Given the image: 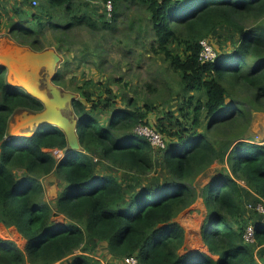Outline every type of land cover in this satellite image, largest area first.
<instances>
[{
    "label": "trees",
    "instance_id": "obj_1",
    "mask_svg": "<svg viewBox=\"0 0 264 264\" xmlns=\"http://www.w3.org/2000/svg\"><path fill=\"white\" fill-rule=\"evenodd\" d=\"M40 1L41 11L32 19L11 26L20 44L38 51L47 48L40 41L47 28L60 50L82 29L116 41L120 5L126 0H106L115 9L101 19L85 10L83 0ZM140 1L155 34L154 51L179 78L176 94L183 97L179 115L171 112L168 125H157L156 132L169 137L164 147L136 132L150 126L152 103L142 107L123 92L125 107L114 110L112 90L108 97L101 90L96 99L93 79L70 89L81 94L74 103L81 150H70L65 133L51 125L36 128L31 136L11 137L9 122L15 113L39 112L44 105L9 85L7 71L0 68V232L15 226L27 240L21 249L0 238V264H101L94 256L101 245L114 259L135 257L138 264H264V217L257 210L248 212L247 189L238 181L258 194L252 209L264 201V144L247 135L253 114L264 111V0ZM1 17L0 12V26ZM33 21L37 30L27 25ZM221 26L233 32L234 41L221 45L215 61L203 62L201 41L211 40ZM99 55L101 51L91 53L87 47L81 59ZM69 68L66 60L55 79L68 89L64 72ZM102 108L113 110L105 121L97 115ZM51 150L65 151V156L58 159ZM97 157L127 172L129 179L102 176ZM226 158L229 173L199 193L196 179ZM158 163L168 175L143 183ZM53 173L62 181L54 206L43 201L39 181ZM199 194L208 210L202 236L210 254L188 247L180 254L186 233L177 217ZM60 215L66 217L64 225L55 220ZM250 226L253 242L244 237Z\"/></svg>",
    "mask_w": 264,
    "mask_h": 264
},
{
    "label": "rangeland",
    "instance_id": "obj_2",
    "mask_svg": "<svg viewBox=\"0 0 264 264\" xmlns=\"http://www.w3.org/2000/svg\"><path fill=\"white\" fill-rule=\"evenodd\" d=\"M33 1L34 0H1L0 12L2 17L0 40L12 38V40L18 42L16 40L18 35L11 32V26H13L15 22L22 21L23 19H32L31 15L41 11V1L36 0L38 3L36 6L33 4ZM83 1L85 3V10L91 12L96 18L101 19L103 15L106 16V13L109 18L115 9L113 6L111 9L108 5L110 1ZM119 13L122 15V18L119 31L115 34L116 41H111L110 37H106L107 34L92 33L82 29L71 34L72 36L69 37V40L64 42L66 47L60 50L56 46L58 40H56L55 35L48 31V28L45 29V35L40 38V41L47 48H55L64 58V62L61 64L59 70H63L66 60L69 61L70 68L64 72L66 73V81L69 84V89L63 87L66 91L75 92L70 89L76 84H83V81L93 79L94 83L97 85H94L91 89L96 99L102 94L100 92L101 90H103V97L110 96L111 94L108 93V89L112 90V95L114 94V96H116V99L112 101V108L115 105L114 110L125 107V104L122 102V96L120 95L123 92L127 93L128 96L134 97L142 107L147 103H152L155 109L153 110L154 112H151L149 115L150 126H139V129H136L138 134L148 137V135H146L147 133H158L156 132V128L157 125H160L161 121L165 122L167 125L169 124L167 116L171 115V112L176 116L179 115L178 109L183 102V97L176 94L179 78L172 72L161 55H158L154 51L153 47H157L156 42L153 44L155 34L151 29L149 13L141 1L126 0L120 5ZM132 21H134V28L130 29ZM33 23L34 24L27 25L37 30V25L34 21ZM233 38V32L221 26L210 39L217 53H219V48L222 49L221 45H230L232 41H234ZM87 47L91 48V53L96 50L101 51V55L91 57V60H82L81 58H83V53L86 51ZM68 49H71V51ZM75 93L78 95L79 99L81 94L79 92ZM202 97H206L205 93L202 94ZM166 100H168V103ZM112 112L113 110L108 111L102 108L98 110L97 115L102 121H105L110 117ZM19 113L21 112H17L13 115L10 119V124H12L14 117L18 116ZM35 129L36 128H33L32 130ZM199 131H204V128H201ZM157 135L148 137L149 140L156 145L162 146L163 142H166V139L169 140L167 135L165 136L166 139L161 134V136L159 134ZM247 135L249 139L264 144V111H258L253 114L251 128L247 132ZM51 152H53L58 159L65 156V151L51 150ZM97 158V169L102 176L115 174L119 176V178L124 176V178L129 179V174L127 172L125 173V171L121 169L115 170V168L109 166L108 162L100 160L99 157ZM229 171L227 158L214 163L196 179L195 185L198 192L202 193L203 188L214 180V178L220 174L229 173ZM166 175H168V173L161 164L158 163L156 169L145 181H143V183H154L157 180H164L163 177H166ZM39 181L44 188L43 201L54 206L55 200L62 190L61 179L53 173L41 178ZM238 181L247 189L244 199L248 212L257 210L260 216L262 215V217H264V201H260L252 209V201L257 198L258 194L248 187L241 179ZM207 216L208 210L204 198L199 194L198 199L177 217V221L185 229L186 240L187 235L188 237L193 235V240L198 238L200 242L201 239L205 242L202 236V230ZM55 220L60 225H64L67 222L66 217L63 215L56 217ZM11 227L16 228L15 226ZM9 228L0 232V237L15 241L21 249H24L26 247V242L19 234L14 232L11 235H6L5 232ZM197 241H192L190 244L196 245L194 242L197 243ZM185 245L181 249L180 254H185L187 252V248L184 249ZM81 253L80 250L77 251V254ZM94 256L98 258L96 259L99 260L101 264H111V262H109L108 253L99 251Z\"/></svg>",
    "mask_w": 264,
    "mask_h": 264
},
{
    "label": "water",
    "instance_id": "obj_3",
    "mask_svg": "<svg viewBox=\"0 0 264 264\" xmlns=\"http://www.w3.org/2000/svg\"><path fill=\"white\" fill-rule=\"evenodd\" d=\"M63 62L64 58L53 47L38 51L12 38L0 40V68L7 71V83L24 89L44 105L42 111L26 109L15 116L12 124L9 123L11 137L26 136L33 128L51 125L65 133L70 150L82 149L79 118L74 113L78 95L55 83ZM17 129L23 134L13 135Z\"/></svg>",
    "mask_w": 264,
    "mask_h": 264
},
{
    "label": "built area",
    "instance_id": "obj_4",
    "mask_svg": "<svg viewBox=\"0 0 264 264\" xmlns=\"http://www.w3.org/2000/svg\"><path fill=\"white\" fill-rule=\"evenodd\" d=\"M33 4L36 6L38 3H37L36 0H34ZM108 5L112 9V3L109 2ZM217 57H218V53H217L213 43L211 42V40H209L208 38L203 39L201 41V53H200L201 60L203 62H212V61H215L217 59ZM142 133H144V132H142ZM144 134H146V133H144ZM157 134H159V133H157ZM157 134H155L153 132V133H147L146 135H148V137L149 136L154 137ZM152 144L155 145V146H161V145H156L153 142H152ZM164 146H165V142H163V145L161 147H164ZM244 237H245L246 241H248V242H253L254 241V228L252 226H250V227H248L246 229ZM125 262L127 264H138V260L135 257L125 258Z\"/></svg>",
    "mask_w": 264,
    "mask_h": 264
},
{
    "label": "crops",
    "instance_id": "obj_5",
    "mask_svg": "<svg viewBox=\"0 0 264 264\" xmlns=\"http://www.w3.org/2000/svg\"><path fill=\"white\" fill-rule=\"evenodd\" d=\"M16 233V234H19L24 240H25V242H26V244H27V240H26V238L22 235V234H20L17 230H16V228H13V227H10L5 233H6V235H11V234H13V233ZM16 237V236H15ZM199 237V236H198ZM1 238V237H0ZM194 239V236L192 235L191 237L189 236L188 237V235H187V240H186V245H185V247H184V249L186 248V247H188L189 245H191L190 243L192 242V241H197V243L196 242H194V244H196V245H198V246H196V245H191V246H189L188 248H190V249H195V250H200V251H203V252H205V253H209L210 254V252H209V246L205 243V242H203V240L201 239V242H200V240L198 239V238H196V240H193ZM100 249H101V252H105V253H108V251H107V249H106V245H101V247H100ZM186 252V251H185ZM108 258H109V262H111V264L112 263H118V264H127L126 262H125V260L123 261V260H116V259H114L113 257H111L110 255H109V253H108Z\"/></svg>",
    "mask_w": 264,
    "mask_h": 264
},
{
    "label": "bare ground",
    "instance_id": "obj_6",
    "mask_svg": "<svg viewBox=\"0 0 264 264\" xmlns=\"http://www.w3.org/2000/svg\"><path fill=\"white\" fill-rule=\"evenodd\" d=\"M47 126V125H46ZM23 133L21 132V130H14V132H13V135H22ZM34 134V132H33V130L32 131H30L29 133H27L26 134V136H31V135H33ZM189 229V228H188Z\"/></svg>",
    "mask_w": 264,
    "mask_h": 264
}]
</instances>
